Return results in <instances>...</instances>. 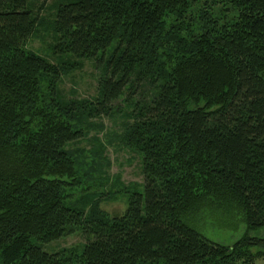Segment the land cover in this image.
<instances>
[{"label":"trees","instance_id":"obj_1","mask_svg":"<svg viewBox=\"0 0 264 264\" xmlns=\"http://www.w3.org/2000/svg\"><path fill=\"white\" fill-rule=\"evenodd\" d=\"M221 1L235 19L220 25L201 11L190 38L165 26L169 15L182 21L192 0L56 5L52 53L102 69L87 114H106L117 100L130 105L126 141L142 154L143 182L110 218L65 202L73 163L64 146L82 132L56 101L67 64L25 49L42 5L0 0V264H69L74 258L42 244L75 227L86 239L78 264H246L250 247H264L250 234L264 230V0ZM169 43L177 55L165 68L160 50ZM45 80L49 104L38 107ZM215 203L241 212L245 233L232 245L188 222Z\"/></svg>","mask_w":264,"mask_h":264},{"label":"rangeland","instance_id":"obj_2","mask_svg":"<svg viewBox=\"0 0 264 264\" xmlns=\"http://www.w3.org/2000/svg\"><path fill=\"white\" fill-rule=\"evenodd\" d=\"M62 1L66 0H39L37 7L42 5V8L34 11L36 22L25 49L40 55L52 65L67 64L60 68L54 85L56 101L59 105L66 103L64 114L82 134L64 146L73 163V174L68 176L71 185L64 190L65 202L87 214H91L96 206L110 218L120 216L126 208V194L134 189L140 190L143 182L142 154L126 141L133 129L130 105L117 100L106 114L93 117L87 114L85 108L97 95L102 69L93 60L71 64L69 59L52 53L55 42L53 15L56 5ZM201 11L209 13L220 25L233 21L236 16V11L224 1L192 0L182 21L172 15L166 18V33L190 38L200 32L203 21ZM173 25L181 27L178 32L172 29ZM160 53L165 68H168L172 65L170 58L177 55L174 43L165 44ZM38 96V107L49 104L47 80L42 82ZM70 106H73V114L67 113ZM215 204L189 215L188 222L209 239L232 245L245 233L241 212L235 204ZM250 234L264 238V230ZM85 242L82 230L75 227L60 238L42 244V248L50 253H64L74 258L69 264H78L75 255L81 253ZM248 251L251 258L246 264H264V247H250Z\"/></svg>","mask_w":264,"mask_h":264}]
</instances>
